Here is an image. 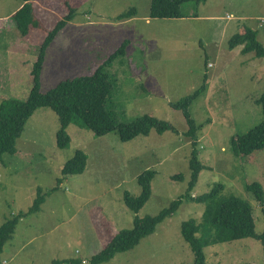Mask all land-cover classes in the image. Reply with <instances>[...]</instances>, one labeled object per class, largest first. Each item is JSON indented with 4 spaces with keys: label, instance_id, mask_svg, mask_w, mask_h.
Returning a JSON list of instances; mask_svg holds the SVG:
<instances>
[{
    "label": "rangeland",
    "instance_id": "374dc122",
    "mask_svg": "<svg viewBox=\"0 0 264 264\" xmlns=\"http://www.w3.org/2000/svg\"><path fill=\"white\" fill-rule=\"evenodd\" d=\"M20 5L19 0H0V56L7 58L0 60L5 64L10 60L13 71L1 84L0 101L26 99L33 57L46 32L71 9V21L46 49L40 91L89 75L126 42L123 55L106 69L112 83L110 109L119 122L148 114L168 122L177 134L158 135L151 130L147 136L121 142L114 132L97 137L71 124L66 130L70 143L58 150L56 115L47 108L35 111L16 142L18 155L0 158V226L31 207L37 188L45 200L38 213L18 221L0 254V264H50L65 259L90 264V258L117 232L132 228L135 217L155 216L181 196L189 180L191 146L183 135V116L171 105L197 90L205 76L206 92L189 107L200 126L198 159L205 166L191 195H202L222 183L220 195L236 194L247 201L254 231L262 232L261 207L244 186L256 182L264 194V149L236 158L229 139L261 122V108L255 101L264 93V58L242 54L240 46L229 50L227 43L250 29L264 47V0L188 2L181 8L185 16L181 19L149 18L150 0H35L33 12L40 28L30 30L25 38L11 20ZM132 8L131 18L116 20ZM77 150L87 157L84 172L62 177V166ZM147 169L156 172L150 197L134 214L124 205L123 193L138 196L136 177ZM179 174L181 181L171 179ZM203 210V204L183 202L152 235L103 264H192L180 225L200 222ZM203 252L206 264H263L261 244L254 239L212 245Z\"/></svg>",
    "mask_w": 264,
    "mask_h": 264
},
{
    "label": "trees",
    "instance_id": "16d2710c",
    "mask_svg": "<svg viewBox=\"0 0 264 264\" xmlns=\"http://www.w3.org/2000/svg\"><path fill=\"white\" fill-rule=\"evenodd\" d=\"M21 7L11 16L13 25L22 37L30 36V30L40 28L39 20L34 16L35 0H19ZM206 0H150L149 18L151 19H181L185 16L181 12L183 4L194 2L196 5ZM134 9L116 17L117 21L129 19L134 15ZM72 19V10H69L62 19L46 32L42 40L38 55L32 64L30 77L32 86L25 100L5 97L0 101V158L4 155L16 156V142L21 136L27 120L35 111L47 108L57 117L59 128L55 133V146L64 150L70 143L67 127L76 124L90 130L93 135L101 137L109 133H116L121 142H129L139 136H147L151 130L161 135L164 132L177 134L168 122L159 120L151 115H142L131 122L123 123L109 107L112 83L106 69L124 53L126 42L97 66L89 75L77 76L59 82L46 92L40 91V74L44 64L45 52L56 38L57 34ZM241 47L242 54L253 53L256 58H264V47L256 40V32L245 29L240 34L233 35L228 43L229 50ZM207 77L203 84L192 94L171 105L172 109L180 111L185 121L186 130L183 135L189 139L191 151L188 160L189 180L185 192L171 201L155 216L135 217L131 229L117 232L97 254L90 258V264L109 262L117 254L131 250L139 242L155 232L156 227L163 221L171 218L183 202L203 204L204 210L200 222L195 220L184 221L180 225V235L193 256L192 264H206L203 250L209 246L229 243L243 239L259 241L263 252L264 264V227L260 234L254 231L252 207L241 197L235 195L221 196L224 189L222 183L214 184L211 189L202 195L192 196L191 192L197 183L198 176L205 166L198 159V136L200 126L196 125L191 117L189 107L203 93L206 92ZM255 103L261 108V122L243 135L232 136L229 139L231 152L236 158H245L256 150L264 149V93ZM86 155L77 150L73 157L64 163L60 170L62 177L81 175L86 167ZM156 172L151 169L143 171L136 177L140 188L138 196L128 192L123 193L122 201L128 210L136 214L148 201L151 193L150 183ZM174 181H181L182 175L171 177ZM60 179L57 180L59 183ZM245 193L252 195L253 200L261 207L264 222V194L256 182L245 184ZM45 195L37 188V195L31 207L26 212L16 214L12 219L0 226V254L7 242L12 238L18 221L28 215L40 211ZM80 262L65 259L53 260L50 264H79Z\"/></svg>",
    "mask_w": 264,
    "mask_h": 264
},
{
    "label": "crops",
    "instance_id": "0c3cea01",
    "mask_svg": "<svg viewBox=\"0 0 264 264\" xmlns=\"http://www.w3.org/2000/svg\"><path fill=\"white\" fill-rule=\"evenodd\" d=\"M21 7V5L19 6V8ZM6 45H4V47H5ZM10 46H12V45H10ZM2 50L0 49V52H1ZM7 54H8V56H9V58L11 59V50H9L8 52H7ZM0 58L2 59V60H4L5 62H6V60H7V58H6V56H0ZM34 59H33V61L31 62V64L29 65V68H31V65H32V63L35 61V58L36 57H33ZM8 65V66H7ZM9 67H12V64H11V62H10V60H9V62H7V64H5L4 62H2L1 60H0V88H1V84L2 85H4L6 82H7V80H5V77H7V73H9V72H13L11 69H9ZM30 73V72H29ZM209 85V82L207 83V86ZM31 89V88H30ZM30 89H27L26 90V95L29 93V91H30ZM207 90V89H206ZM28 92V93H27ZM25 95V96H26ZM28 96V95H27Z\"/></svg>",
    "mask_w": 264,
    "mask_h": 264
}]
</instances>
